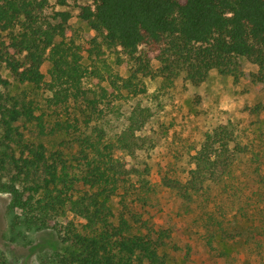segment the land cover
Wrapping results in <instances>:
<instances>
[{
	"label": "trees",
	"instance_id": "trees-1",
	"mask_svg": "<svg viewBox=\"0 0 264 264\" xmlns=\"http://www.w3.org/2000/svg\"><path fill=\"white\" fill-rule=\"evenodd\" d=\"M91 1L77 16L93 33L86 37L69 25V12H47L48 0H0L8 240L55 235L65 248L53 246V264H167L174 231L151 209L168 192L207 250L229 244L240 248L235 264H264V169L253 166L237 132H205L188 165L160 167L153 184L146 159L158 139L145 132L153 111L141 101L145 79L199 85L216 71L237 81L241 58L258 67L263 83L264 0ZM13 86L41 91L48 107L62 108L64 132H46L35 100L11 95ZM55 133L61 139L50 148L44 138ZM218 256L228 261L231 253ZM0 264H9L1 248Z\"/></svg>",
	"mask_w": 264,
	"mask_h": 264
},
{
	"label": "rangeland",
	"instance_id": "rangeland-1",
	"mask_svg": "<svg viewBox=\"0 0 264 264\" xmlns=\"http://www.w3.org/2000/svg\"><path fill=\"white\" fill-rule=\"evenodd\" d=\"M91 0L72 2L67 0L59 5V0H48V10L67 11L71 18L69 25L81 36L93 35L87 25L78 19L79 7L90 4ZM243 69V76L235 81L230 76H223L212 71L208 78L199 85H193L183 78L177 79L172 85H163L160 80L145 79L147 95L141 101L153 111L152 122L145 132L154 135L158 141L156 148L146 159L152 167L151 182H160L159 168L163 170L169 166L186 167L192 148L205 132L212 129H225L237 132L243 146H246L248 157L253 160V166L264 169V81L257 78L258 67L246 59L239 60ZM156 67L157 63L152 62ZM45 71V67L43 68ZM120 73L125 74L123 71ZM24 92V93H22ZM12 94H28L37 103V113H43L46 122V132H64L59 129L62 108L48 107L45 94L41 91L31 92L26 86H13L9 89ZM73 109L71 108L72 112ZM72 115H75L71 113ZM81 119V115L76 114ZM28 132H36L29 128ZM61 136L59 133L44 138L47 146L52 148ZM53 145V146H52ZM253 152V154H252ZM259 164V165H258ZM9 202V195L0 192V248L4 251L9 264H53V246L62 253L65 245L56 241L55 235L35 236L27 234L26 241L11 243L6 235L8 216L5 207ZM113 212L118 210V198L112 200ZM151 214L159 219L163 228H170L173 237L165 252L167 264H235L234 254L240 248L236 246L220 245L216 252L204 247L198 230L192 224V217L184 213L179 202L168 192L156 196ZM3 235H5L3 237ZM231 253L228 261L222 260L219 250ZM243 261V258H242ZM254 264L253 262H246Z\"/></svg>",
	"mask_w": 264,
	"mask_h": 264
}]
</instances>
